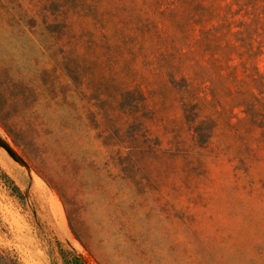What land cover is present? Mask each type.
Listing matches in <instances>:
<instances>
[{"label": "rangeland", "instance_id": "obj_1", "mask_svg": "<svg viewBox=\"0 0 264 264\" xmlns=\"http://www.w3.org/2000/svg\"><path fill=\"white\" fill-rule=\"evenodd\" d=\"M91 1L100 13L87 12L85 26L103 55L83 69L85 95L71 88L84 111L79 126L63 132L43 106L58 108L64 83L72 85L68 68L50 37L0 0V64L35 77L45 98L13 106L36 140L0 125V138L26 164L0 148V248L23 264H63L54 240L84 264H264V102L250 96L257 93L249 79L255 70L264 77V55L251 62L231 55L229 69L211 55L199 39L210 24L198 16L220 0ZM93 44L85 39L82 53ZM213 67L228 74L226 82L211 75ZM113 83L133 93L128 104L140 102L125 117L148 136L134 153L112 125L93 124L88 114L103 108L98 97ZM8 180L25 201L10 197Z\"/></svg>", "mask_w": 264, "mask_h": 264}, {"label": "trees", "instance_id": "obj_2", "mask_svg": "<svg viewBox=\"0 0 264 264\" xmlns=\"http://www.w3.org/2000/svg\"><path fill=\"white\" fill-rule=\"evenodd\" d=\"M9 5L12 4L18 10L20 16L26 21L32 22L31 28L41 32L45 36H49L52 46L56 51L60 52L61 59L68 68L67 77L71 80L70 84L64 83L67 88V94L62 100H55L54 104L57 109L48 104H44V108L51 114L56 115V128L65 132L69 129H76L81 120L83 107L77 104L74 99L77 97L71 88L76 87L80 94L85 95L83 90L85 84L84 67L90 63L98 55H103L100 48H96L95 43L98 42L97 34H93L94 30L86 29L85 22L87 20V12L93 17H99L98 9L92 8L91 0H5ZM175 4H184L191 0H168ZM213 5L216 0H211ZM220 6L207 5L206 12L198 16L200 24L209 23L210 26L202 28L199 39H201L211 50V55L220 56L225 61L227 69L231 67L234 58L239 61H249L259 59L264 55V0H220ZM194 11L200 10L199 7H193ZM204 9V8H203ZM91 11V12H90ZM174 17V24L179 25L180 14ZM84 31V35L81 33ZM205 31V32H204ZM90 34L89 36H86ZM85 39L93 41L92 48L89 54L82 53L81 47ZM10 66L0 64V125L11 136H19L26 141L35 139V128L32 125H27L23 110H14L13 106L28 107L29 102L39 103L44 98L40 88L37 86V79L34 77H26L21 74L15 75L11 71ZM214 72L211 75L224 82L227 81L228 74L224 75L221 67H213ZM43 76L49 74V71H42ZM256 78H249L253 84V90L256 95L251 93L252 99L257 97L260 100L257 104L264 102V77L258 75ZM87 75V74H86ZM18 77V78H16ZM7 79V84L1 85V82ZM97 84V83H95ZM114 85V90L110 93L103 94L98 97L99 103L103 108L98 107L96 113L87 112L92 118V123L98 126L101 123L112 125L114 137L120 143H126L129 148L138 149L139 145L147 144L148 136L140 126L137 127L134 122L129 124L126 120L127 112L135 109L140 102H132L128 104L133 93L126 89L125 84ZM50 89L56 87L49 84ZM93 89H95L93 87ZM221 89H224L221 87ZM95 95V90H93ZM45 99V98H44ZM22 102V103H19ZM76 103V104H75ZM248 103L253 113L258 112V106L255 102ZM240 108H246L245 104ZM32 116H38L34 112L28 111ZM97 114L101 116V120H97ZM39 117V116H38ZM128 117V116H127ZM41 118V117H40ZM36 140V139H35ZM121 140H126L125 142ZM142 153H137L140 161L138 164L139 173H144L146 170L144 162L140 160ZM7 189L10 197L18 201H25V197L20 192L19 188L10 180L7 182ZM56 190V188L54 187ZM23 205V204H21ZM39 210L34 211L37 225L42 233L49 234V227L41 221L37 216ZM70 222V220H69ZM55 239V238H54ZM58 253L63 264H84L80 259L72 254L67 253L61 247L57 240H54ZM0 264H23L18 255L7 249L0 248Z\"/></svg>", "mask_w": 264, "mask_h": 264}, {"label": "water", "instance_id": "obj_3", "mask_svg": "<svg viewBox=\"0 0 264 264\" xmlns=\"http://www.w3.org/2000/svg\"><path fill=\"white\" fill-rule=\"evenodd\" d=\"M0 148L7 154V156L12 161L26 167V164L23 161V159L15 153L14 149L5 140L1 138H0Z\"/></svg>", "mask_w": 264, "mask_h": 264}]
</instances>
